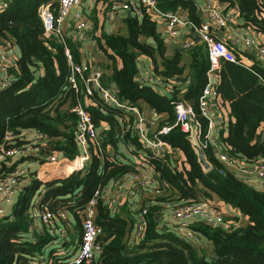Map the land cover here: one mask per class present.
Masks as SVG:
<instances>
[{"label":"trees","instance_id":"16d2710c","mask_svg":"<svg viewBox=\"0 0 264 264\" xmlns=\"http://www.w3.org/2000/svg\"><path fill=\"white\" fill-rule=\"evenodd\" d=\"M216 1L223 3L224 8L220 7L223 12L237 7L242 25L264 36V0ZM96 2L104 16L111 0ZM45 3L55 8L57 0H9L7 8L0 10V42L14 43L20 53L8 72L11 83L0 89V147L7 132L12 133L11 146H18L26 143L23 141L25 131H35L45 135L43 156L60 152L73 160L78 154L77 118L71 109L83 100L84 88L80 79L77 91L69 84L71 65L63 44L54 37L43 36L38 9ZM139 7L140 19L132 11L122 18L125 33L100 32L94 37L107 61L103 68L110 71L106 75L101 69L106 76L104 85L113 86L115 94L125 104L139 109L143 103L150 107L156 116L155 129L165 124L174 125L175 105L183 103L193 109L195 118L206 130L207 120L198 109V96L209 69L205 43L195 41L189 49L178 46L167 56L157 20L141 3ZM156 7L161 12H185L188 19L200 25L196 0H156ZM94 21L97 22L96 18ZM66 46L71 62L80 65L83 59L80 44L67 39ZM234 53L236 60H222L216 71L215 102L221 122L214 133L221 151L251 166L258 159L264 160V63L257 56L248 55L251 64H246L236 50ZM141 56L152 60L154 76L162 82L173 80L185 87L173 86L171 94H163L156 84L141 83L138 79ZM90 70L86 62L83 74L88 75ZM90 98L94 105L88 104L86 109L95 127H102L101 122L108 126L99 136L102 147L115 146L116 137L134 141L140 147L136 136L132 135L131 122L126 126L119 123L118 117L123 116V111L103 105L97 91ZM126 127L127 131L121 133ZM187 137L179 125H174L163 136L170 144V151L164 156L147 153L143 158L152 168L154 186L160 193L148 200L139 234L130 235L135 225L132 217L110 216L106 203L100 196L94 197L95 192L102 193L111 180L134 172L135 163L100 160L96 147L91 145L90 162L83 171L47 182L34 179L28 189L19 194L12 211L0 215V264L68 263L65 255L55 256L54 252H49V262L42 259L47 237L38 235L36 241L30 242L24 236L31 221L35 195L41 197L40 207L44 206L42 210L46 207L52 218L61 208L74 210V213L81 211L94 198L95 224L101 228L102 246L96 260L91 259L88 264H264V181L258 182L261 188L255 187L249 177L236 174L220 162L210 146L203 153L211 168L204 171ZM8 163L0 159V178L16 165L8 167ZM73 166L72 163L71 169ZM209 199L223 201L248 219L245 225L229 223L226 227H211L200 222L195 225L210 241V254H206L199 242L187 241L171 233L166 226H160L165 210ZM155 213L161 215L158 220L154 219ZM232 216L237 222V215Z\"/></svg>","mask_w":264,"mask_h":264},{"label":"built area","instance_id":"2783aa9c","mask_svg":"<svg viewBox=\"0 0 264 264\" xmlns=\"http://www.w3.org/2000/svg\"><path fill=\"white\" fill-rule=\"evenodd\" d=\"M81 0H57L56 7L50 3L42 4L38 11L43 23L45 38H56L59 43L64 46V53L71 65V73L68 77L69 84L77 91L78 79L82 81L84 88L83 100L79 101L71 111L76 115V140L79 147L78 155L72 160L74 170L83 171L90 159V146L96 147L100 152L102 150L101 138L98 129L92 122L90 113L86 109L88 102L95 91L98 92L100 102L106 106L115 107L124 112V115L132 117V128L137 137L138 142L142 146L141 155L136 159V170L132 173V179L136 186L148 187L153 186L155 195H159L160 189L155 187L152 168L147 165L143 158L147 153L155 156H164L170 151V144L163 138L167 135L174 125H179L180 129L191 134V128L194 127L196 140L202 149H207L211 143L213 132L217 130V124L221 122L220 113L214 111L212 99L216 97V86L214 84L217 78L216 71L219 63L222 60L234 62L236 56L234 51L228 47L225 42L216 39L211 33L209 23L197 25L188 17L178 12L166 11L161 12L156 7V0H113L111 7L106 13L108 19H113L117 10L132 11L136 16L142 15V10L139 7L141 3L146 11L154 19H163L168 36L173 38L176 36L179 27L184 26L197 34L201 41L205 43L207 56L209 60V69L206 72V82L198 96V109L200 115L207 120L206 130L202 129V125L195 118L193 109L189 105L177 103L175 105V121L174 125L165 124L159 129H155L154 121L146 118L141 109L134 105H128L122 102L112 87L104 85L102 71L95 69L90 70L88 75L83 74L85 71L86 62L80 65H74L71 62V54L66 46V40L79 43L87 38V30L92 26L90 19L78 10L75 14V21L71 24L70 29L65 31L64 24L67 22L69 13L72 8L77 7ZM9 0H0V10L7 8ZM205 8L213 25L217 28L226 27L228 22L235 21L239 16L237 7H232L226 12H220V8L215 0H206ZM7 45V44H6ZM242 45L244 48H254L256 56L264 59V44L258 41L255 35L250 37H242ZM192 46L191 41H185L182 47L188 49ZM15 58L9 56L2 49L0 50V89L7 87L11 83V75L8 73L10 67L14 65ZM92 101V100H91ZM108 128V127H107ZM26 132V131H25ZM24 132V134H25ZM32 139L26 140L25 134L24 145L11 146L10 140L12 133L7 132L3 139V144L0 147V159H13L15 157H30L33 153H39L44 145L45 135L31 131ZM96 150V151H97ZM217 157L226 167L233 169L236 174L243 177L254 176L260 184L264 181V160L258 159L253 165L248 166L239 160L229 157L226 153L219 150ZM47 161H57V155L52 154L47 156ZM142 170L148 171V174H143ZM28 171L27 166H17L9 173L0 178V203L8 202L11 196L16 191L20 181ZM101 191H96L94 197L101 196ZM95 205L94 198L89 202L88 208L83 212L81 221V240L78 251L72 256L67 264H85L93 257V251L97 247V238L101 234V228L94 222L91 208ZM230 207V206H229ZM233 214L237 212L230 207ZM3 208L0 206V213ZM147 213V208H144L140 215V223L136 230L139 234L142 231L144 216ZM44 221L49 222L52 218L51 213L47 209L41 214ZM222 210L216 199L202 200L194 203L178 206L172 210L171 221L176 233L183 239L190 242H198L196 234L191 229L190 224L194 220H200L211 227L223 226L225 224ZM227 226V225H226ZM224 226V227H226ZM135 230V231H136Z\"/></svg>","mask_w":264,"mask_h":264},{"label":"crops","instance_id":"0c3cea01","mask_svg":"<svg viewBox=\"0 0 264 264\" xmlns=\"http://www.w3.org/2000/svg\"><path fill=\"white\" fill-rule=\"evenodd\" d=\"M112 1L113 0H111V2ZM111 2H109L107 11L111 7ZM96 3H97L96 0H81L80 4L77 7L71 9L67 22L64 24V29L65 31H68L70 29L71 24H73L75 21V14L78 10L83 12L84 15H86L90 19V21L92 22V26L90 27V29L87 30L86 33L87 38L84 41L79 42L80 44L79 47L83 54L82 61L85 60V62L88 63L91 71L95 69H99V70L102 69L103 72L107 75L110 74V71L108 69L103 68V66L107 61L104 55L98 50L97 43L94 37L100 32H105L107 34H110L115 31H120L121 33H125V28L122 22V18H124V16L130 11L117 10L115 13V17L113 19H108L105 16L107 11L104 16L101 15L100 13L102 11V8L99 9V4L97 6ZM196 3L198 4L197 17L199 19V23L200 24L211 23L210 27L213 36L216 39L225 42V44L229 46L232 50L234 51L236 50L242 62L246 64H251V59L248 57V55L256 56V53L253 47L252 48L243 47L242 37H250L252 35H255L258 41L264 42V36H261L256 32H254L253 30H251L250 28L243 26L239 18H237L235 21L228 22L226 27L217 28L213 25L210 18L208 17V13L205 8L206 0H196ZM216 3L219 6V8L220 7L224 8L223 3L217 1ZM221 8H220V12L223 13V10ZM182 14L187 17V14L185 12H183ZM137 17L140 19L141 15ZM95 18L97 21L96 23L94 21ZM155 20H157L158 30L161 33L162 37L164 38L167 56H170L172 54L174 48L178 46L182 47V44L185 41H191L192 45L195 43L196 40L192 37V34L194 33L188 28L184 26L179 27L176 36L170 38L166 32L165 21L163 19L160 20L155 19ZM95 26H96V30L94 29ZM1 49L5 51L9 56H13L16 60L20 54L18 47L14 43L0 42V50ZM261 60L264 63V59ZM138 63L140 67V75L138 79L140 80L141 83L156 84L157 88L163 94H171L173 86H176L178 88L182 86L181 82H175L173 80H169L170 82L166 83V82H162L159 78L155 77L153 73V63L151 59L141 56L138 60ZM104 78L105 81H103ZM102 81L103 83L106 82V76L103 75ZM216 83H217V78L215 79L214 82L215 86ZM108 87L113 88V86L110 85H108ZM183 87H185V85H183L182 88ZM211 101L213 107L216 109L214 111H217L218 108L215 102V98H213ZM93 103L94 102L91 100L90 102H88V104H93ZM141 111L146 118L154 121L155 125H153V127H155L156 116L153 110L143 103ZM118 119H119V123H123L122 125L125 124L126 126L130 122L132 124V118L130 117L127 118L124 114L123 116L118 117ZM101 126L102 127L97 128L98 133L100 135H102L101 130H103L104 127L105 128L108 127L107 124L104 122H101ZM130 129L132 135L134 136L135 133L131 125H130ZM126 131H127V127L125 130L122 129L121 133H124ZM215 133L213 132L212 134L211 143L209 146L212 147V149L215 151L216 154V152H218L221 149L216 142ZM25 134L27 135L26 140L32 139V137H30L33 136V133L31 131H26ZM114 136L116 137L117 135ZM44 146L45 145H43L39 153L34 152L33 155H31L30 157H22V158L15 157L13 159H6L7 161H9L7 165L8 167H10V165L12 164H16L14 168L17 166H27L28 171L20 181L16 191L11 196L10 201L0 203V206L3 208V212L0 213L1 216L8 215L12 211V206L14 202L17 200L19 194L22 193L23 190L28 189V187L31 185L34 179H37L40 182H47L50 180L65 178L68 175H70L72 172L78 171V170H74V168L71 169L72 159L64 157L60 152L53 153L57 155V161L55 162L47 161V155L43 156L42 154V151L44 150ZM77 149L79 153L78 144H77ZM109 150L111 152H109ZM141 150H142L141 144L140 147H138L137 145L134 144V141H131L129 139L127 141L122 139L117 140L116 137L115 146H112L111 144H105L100 152L98 150L96 151V155L98 157H101L100 160L103 161L113 160L114 162L117 161L122 163H132V162L135 163L136 159L141 155V153H139L141 152ZM104 151L105 154H103ZM50 155L52 154H49L48 157ZM90 158H91V154H90ZM89 162L90 159L88 163ZM142 172L143 174H148V171L146 170H142ZM132 173L133 172L130 171L120 176L117 179L111 180L102 189V195L100 196V198L103 200V202L106 203L104 205L108 208V212L110 216L112 217L120 216L122 218L132 217L134 219L135 225L130 235L135 236V234L137 233L136 227L140 223L141 212L144 208H147L148 200H151L153 197H155V194L153 192L152 185L148 187L136 186L132 179ZM249 178H250L249 179L250 183L252 185H254L257 188H261V185L258 184V180L254 176H250ZM40 190L41 189L39 187V191ZM40 198L41 197L37 195H35L33 198L34 206L32 207L30 212L31 221L27 231L24 232V236L26 237V239H29L30 242L36 241V236L38 235L47 237L48 240L45 243V246L43 248L44 249L43 253L41 254L42 259L44 258L47 259V262L50 261L49 252H54L53 254L55 256L65 255L67 257L66 258L67 261L72 256H74L78 251V247L80 245V240H81V221L83 217V212L86 208H88L89 204L85 207V209L81 211H75V213L74 210L72 211L67 208L66 209L61 208L58 211V215L54 216L53 218H50V221L47 222L44 221L41 216L42 212L44 211L42 210L44 206L40 207L39 204ZM217 202L219 203L220 209L222 210V213L224 215L223 216L224 220L228 218V220H225V224L223 226H226L229 223H236L237 225L247 224L248 222L247 217L238 215V212H235V214L237 215V222H235L230 207L221 200L220 201L217 200ZM45 209L47 208L45 207ZM91 213L95 222V217L97 216L96 205L92 206ZM171 213H172L171 209L165 210V212L162 215V219L160 220V226L163 225L166 226L171 233L179 236L171 224L172 222ZM199 222L205 224L200 220H194L191 222L192 224L191 229H193V231L195 232L196 238H198L199 240L198 241L199 245L205 250L206 254H210L212 249V245L210 241L206 240L202 236V234H200V232L197 231V229H195V225L199 224ZM100 235L97 238V247L93 251L92 259L94 260H96L99 250L102 246V242L99 239ZM89 262L85 264H88Z\"/></svg>","mask_w":264,"mask_h":264},{"label":"water","instance_id":"95a60500","mask_svg":"<svg viewBox=\"0 0 264 264\" xmlns=\"http://www.w3.org/2000/svg\"><path fill=\"white\" fill-rule=\"evenodd\" d=\"M192 37L196 41H200V37L198 35L192 34ZM82 63H84V61H82ZM103 81H105V78L103 79ZM187 138L190 141L191 146L197 155L198 162L202 166L203 170L204 171L209 170L211 168V164L207 161L202 149L200 148V146L196 140L194 127L191 128V134ZM109 152H111V151L109 150ZM159 216H160V213H155L154 219L158 220Z\"/></svg>","mask_w":264,"mask_h":264},{"label":"clouds","instance_id":"9594fccd","mask_svg":"<svg viewBox=\"0 0 264 264\" xmlns=\"http://www.w3.org/2000/svg\"><path fill=\"white\" fill-rule=\"evenodd\" d=\"M201 40V39H200Z\"/></svg>","mask_w":264,"mask_h":264}]
</instances>
